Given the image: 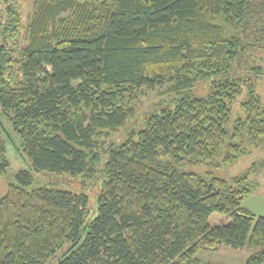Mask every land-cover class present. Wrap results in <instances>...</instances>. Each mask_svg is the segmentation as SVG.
<instances>
[{
    "label": "trees",
    "instance_id": "1",
    "mask_svg": "<svg viewBox=\"0 0 264 264\" xmlns=\"http://www.w3.org/2000/svg\"><path fill=\"white\" fill-rule=\"evenodd\" d=\"M258 47L264 0H33L27 18L0 0V122L31 165L0 193V264H196L219 245L264 264L250 172L183 169L264 144ZM156 88L172 105L114 140ZM44 171L98 184L96 215L83 192L32 187ZM215 211L231 220L212 226Z\"/></svg>",
    "mask_w": 264,
    "mask_h": 264
},
{
    "label": "rangeland",
    "instance_id": "2",
    "mask_svg": "<svg viewBox=\"0 0 264 264\" xmlns=\"http://www.w3.org/2000/svg\"><path fill=\"white\" fill-rule=\"evenodd\" d=\"M33 0H21L22 9L25 18L31 12ZM257 64L263 66L264 70V51L259 47L252 51ZM162 88H156L150 91L141 99L136 108L135 115L128 121L127 125L122 127L118 132L113 134L114 140H122L127 135V132L133 127H139L142 124L146 114L155 111L160 106H170L171 97L160 93ZM258 92L262 96L264 103V74L259 77ZM240 110L239 104L235 108V114ZM0 135L7 142V154L10 160L8 171L0 177V193H5L9 183L17 182V173L21 169H30L31 165L26 161L24 155L20 153L21 139L13 130V126L2 117L0 122ZM264 144L252 148L250 151L239 156L234 162L221 167L210 168L207 165H190L184 170H191L198 173L212 171L216 175L230 179L233 176L240 175L246 171L250 172V177L253 182L252 193L242 201V205L250 209L256 215H264ZM257 163V165H256ZM256 165V166H255ZM37 185H46L49 187L67 189L74 192H83L89 196L90 206L87 218L91 219L97 213V204L95 196L99 191L98 184H88L83 188L80 179L73 178L68 174H56L53 172L35 173V182L32 187ZM231 217L227 214L215 211L211 214L209 221L212 226L222 222H228ZM254 251V248L249 246L243 248H234L226 245H219L217 249H204L198 254L196 264H245L247 258ZM59 257L48 264H56Z\"/></svg>",
    "mask_w": 264,
    "mask_h": 264
}]
</instances>
